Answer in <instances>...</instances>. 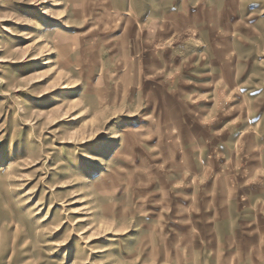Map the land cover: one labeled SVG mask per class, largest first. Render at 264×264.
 I'll return each instance as SVG.
<instances>
[{
  "label": "rangeland",
  "instance_id": "obj_1",
  "mask_svg": "<svg viewBox=\"0 0 264 264\" xmlns=\"http://www.w3.org/2000/svg\"><path fill=\"white\" fill-rule=\"evenodd\" d=\"M0 264H264V0H0Z\"/></svg>",
  "mask_w": 264,
  "mask_h": 264
}]
</instances>
